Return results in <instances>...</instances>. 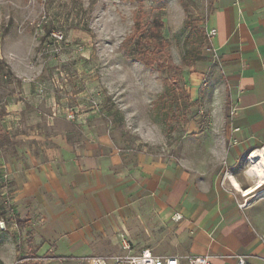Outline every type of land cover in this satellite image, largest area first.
Instances as JSON below:
<instances>
[{
	"label": "crops",
	"instance_id": "crops-1",
	"mask_svg": "<svg viewBox=\"0 0 264 264\" xmlns=\"http://www.w3.org/2000/svg\"><path fill=\"white\" fill-rule=\"evenodd\" d=\"M212 2L205 31L216 34L206 48L218 67L212 84L218 80L219 104L210 103L216 119L208 126L218 136L205 141L203 157L124 146L93 123L84 91L73 93L69 78L53 91L31 56L6 62L22 91L0 113L3 140L13 128L11 151H0V191L4 180L10 190L9 210L0 215L3 264L117 254L122 238L130 253L149 247L180 264L194 255L214 264L247 255L245 264H264L257 224L264 206V0ZM203 76L188 77L192 102L200 99Z\"/></svg>",
	"mask_w": 264,
	"mask_h": 264
},
{
	"label": "rangeland",
	"instance_id": "rangeland-1",
	"mask_svg": "<svg viewBox=\"0 0 264 264\" xmlns=\"http://www.w3.org/2000/svg\"><path fill=\"white\" fill-rule=\"evenodd\" d=\"M212 1L0 0V58L11 65L31 56L53 91L69 78L73 93L84 91L83 105L91 106L93 123L124 146H145L163 157L188 151L203 157L208 150L205 141L209 136L217 141L218 136V128L208 123L216 119L210 103L219 104L214 87L218 80L212 84L218 67L204 42L198 49L187 38L189 27L184 22L191 21L201 36ZM52 31L63 33L56 43L59 49L41 53L43 45L54 44ZM37 57H49L51 62L40 63ZM142 57L152 63H142L138 60ZM56 58L66 61L56 63ZM193 72L204 74L201 96L195 102L187 90ZM13 76V71L0 73V113L13 94L22 91ZM38 87L41 93L47 89L45 82ZM170 94L179 96L177 102ZM12 129L0 142L6 143L0 145L1 152L13 147ZM1 186L0 215L9 210L10 194L6 180ZM259 210L257 224L264 229V206ZM33 262L32 256L23 260Z\"/></svg>",
	"mask_w": 264,
	"mask_h": 264
},
{
	"label": "built area",
	"instance_id": "built-area-1",
	"mask_svg": "<svg viewBox=\"0 0 264 264\" xmlns=\"http://www.w3.org/2000/svg\"><path fill=\"white\" fill-rule=\"evenodd\" d=\"M216 34L215 28H210L206 31V36L210 37ZM53 43H47L41 47V53H55L59 48L56 43L63 38V33L60 31L51 32ZM68 118H73L74 113L68 112ZM122 252L117 254H104L98 256H86L72 258L69 264H180L175 256H164L156 254L151 248L145 247L137 253H130V244L125 238L121 239ZM247 255H238L236 264H245ZM67 260V258H61ZM187 264H214L209 255H194L187 258Z\"/></svg>",
	"mask_w": 264,
	"mask_h": 264
},
{
	"label": "trees",
	"instance_id": "trees-1",
	"mask_svg": "<svg viewBox=\"0 0 264 264\" xmlns=\"http://www.w3.org/2000/svg\"><path fill=\"white\" fill-rule=\"evenodd\" d=\"M184 25L186 27H189L188 34H187V38L192 42L193 45H197L198 46V49L200 48V46H201V44L203 42L205 44L207 43V38H206L205 30L204 31L202 30L203 31V32L201 31V34L202 35L201 36H198L199 30H197L196 27H194L192 25V22L191 21H189L188 19H186L185 22H184ZM156 31H157V27H154L153 30H152V33L153 34H151L152 37L154 36V33H156ZM198 53L196 54V57H198V59H200L199 56H198L199 55ZM146 59L147 58L142 57V58H140L138 60L142 61V63H144L146 65H150L152 62L150 60H148V59L146 60ZM4 69H7V70L5 72H2V70H4ZM0 73H3L4 75L7 74V73H9V74L12 75V71L10 69V66L6 63V61L3 58H0ZM13 78H14V81L17 83L18 80L15 78V76H13ZM170 95L173 97L174 101L177 102V100L179 99V96L172 95V94H170ZM3 138H5V134L0 129V141L3 140ZM0 264H3L1 260H0Z\"/></svg>",
	"mask_w": 264,
	"mask_h": 264
},
{
	"label": "bare ground",
	"instance_id": "bare-ground-1",
	"mask_svg": "<svg viewBox=\"0 0 264 264\" xmlns=\"http://www.w3.org/2000/svg\"><path fill=\"white\" fill-rule=\"evenodd\" d=\"M259 165V164H258ZM261 183L257 184L255 187H253L252 189H250L251 191L254 190L255 188H257ZM250 192V191H249Z\"/></svg>",
	"mask_w": 264,
	"mask_h": 264
}]
</instances>
